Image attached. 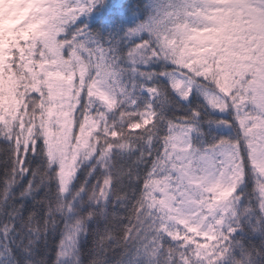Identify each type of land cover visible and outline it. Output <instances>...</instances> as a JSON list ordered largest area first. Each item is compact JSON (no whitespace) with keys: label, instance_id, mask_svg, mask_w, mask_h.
<instances>
[{"label":"snow or ice","instance_id":"snow-or-ice-1","mask_svg":"<svg viewBox=\"0 0 264 264\" xmlns=\"http://www.w3.org/2000/svg\"><path fill=\"white\" fill-rule=\"evenodd\" d=\"M0 264H264V0H0Z\"/></svg>","mask_w":264,"mask_h":264}]
</instances>
